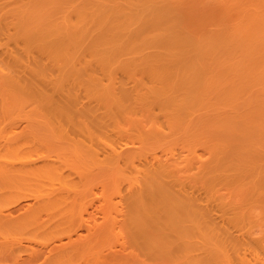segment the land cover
<instances>
[{
    "label": "bare ground",
    "instance_id": "1",
    "mask_svg": "<svg viewBox=\"0 0 264 264\" xmlns=\"http://www.w3.org/2000/svg\"><path fill=\"white\" fill-rule=\"evenodd\" d=\"M0 163L20 263L264 264V0H0Z\"/></svg>",
    "mask_w": 264,
    "mask_h": 264
},
{
    "label": "rangeland",
    "instance_id": "2",
    "mask_svg": "<svg viewBox=\"0 0 264 264\" xmlns=\"http://www.w3.org/2000/svg\"><path fill=\"white\" fill-rule=\"evenodd\" d=\"M67 144H68V143H66V145H67ZM68 154H69V153H68ZM71 155H72V154H71ZM72 156L74 157V155H72ZM68 158H69V155H68ZM68 158H66V159H68ZM70 158H71V156H70ZM75 158H77V159H74V158H73V159H70V160L68 159V160H69V161L78 160V156H76ZM64 159H65V158H64ZM80 161H81V158H79V160L77 161V163L80 162ZM74 162H75V161H74ZM0 164H1V163H0ZM79 164H81L82 168L85 169V167H84L85 165L83 166L82 163H79ZM66 165H67V164H66ZM70 165H71V164H70ZM2 166H3V165H2ZM73 166H74V165H73ZM77 166H78V165H77ZM77 166H76V167H77ZM66 168H67V167H66ZM69 168H70V166H69ZM74 168H75V167H74ZM70 169H71V168H70ZM70 169H66V170H67V171H66V174H68L67 172H69L68 170H70ZM70 171L72 172V171H74V169H72V170H70ZM76 171H77V170H76ZM76 171H74V173H76V177H77L78 174H77ZM69 173H70V172H69ZM74 173H73V174H74ZM78 173H79V171H78ZM80 173H81V172H80ZM83 173L85 174V171H84V170H83ZM83 173H81V174H83ZM84 174H83V176H84ZM101 174H103V173H101ZM104 174H105V173H104ZM108 174H109V173H108ZM108 174H107V177H108ZM96 175L98 176V174H96ZM96 175H94V176H96ZM70 176H71V175H70ZM80 176H81V178H82V175H80ZM80 176H79V177H80ZM99 176H100V175H99ZM102 176H103V175H102ZM105 176H106V175H105ZM68 177H69V175H68ZM107 177H106V179H107ZM71 178H72V176H71ZM71 178H70V179H71ZM83 178H84V177H83ZM83 178L81 179V181L84 180ZM95 178H96V177H94V179H95ZM97 178H98V177H97ZM97 178H96V179H97ZM99 178H100V177H99ZM99 178L97 179L98 181H99L100 179H103L102 177H101L100 179H99ZM104 178H105V177H104ZM108 178L110 179V177H108ZM76 179L79 181L80 178H79V179L76 178ZM85 179H86V178H85ZM94 179H93V180H94ZM96 179H95V181H97ZM74 180H75V177L73 178V182H74ZM85 181L87 182V181H88V178H87V180H85ZM85 181H84V184L86 185V182H85ZM90 181H91V180H90ZM90 181H88V183H89ZM104 181H105V180H104ZM107 181H108V180H107ZM110 181H111V180H110ZM79 182H80V181H79ZM111 182H112V181H111ZM90 183H91V185H90L89 187H88V185H87V187H88L89 189H90L91 187H94V186H92V185H95V184H94L95 182H93V184H92V181H91ZM99 183H100V181H99ZM99 183L97 184V186H95V188L98 187L97 189H95V188L92 189L94 192L97 191V190H98L99 192H101L100 189H99V186H98V185H100ZM102 183H103V181H102ZM76 184H77V183H76ZM79 184H82V183L80 182ZM77 185H78V184H77ZM85 185H83V186H85ZM80 186H81V185H80ZM81 187H82V186H81ZM87 187H86V188H87ZM1 188H2V187H1ZM1 188H0V190H2ZM92 190L90 189V191H92ZM90 191H89L88 193H90ZM94 192H93V193H94ZM101 194H102V193H101ZM6 195H12V193H7ZM90 195H93V194H90ZM90 195H89L88 197H90ZM98 195H99V194H98ZM96 196H97V194H96ZM0 197H1V193H0ZM14 197H15V196H14ZM91 198H93V196H92ZM91 198H90V199H91ZM22 199H23V198H22ZM31 199H32V198H31ZM31 199H28V200H27V199L25 198V200H24V201L22 200V202H31ZM88 199H89V198H88ZM2 201H4V200H3V199H2V200L0 199V204H1V206H2V207L6 206V203L3 202L4 204H2ZM9 201H10V200H9ZM9 201H5V202H7V204H8ZM96 201H97V199H96ZM96 201H95V203H98V201H97V202H96ZM31 203H32V202H31ZM97 205H98V204H96V205H94V206L97 207ZM1 206H0V207H1ZM10 206H11V205H10ZM96 207H95V208H96ZM11 208H12V207H11ZM92 208H93V207L89 208V210H92ZM95 208H94V210H95ZM78 211H79V209H78ZM80 211H81V210H80ZM80 211H79V213H80ZM96 212H97V210H96ZM79 213H78V214H79ZM97 213H98V212H97ZM99 214H100V213H98L97 215H99ZM101 214L103 215V213H101ZM101 214H100V215H101ZM97 215H96V216H97ZM100 215H99V216H100ZM99 216H97V217L100 218V219H102V217H99ZM46 217H47V216L45 215V218H46ZM47 219H49V217H48ZM83 230H84V228H83L82 230L80 229V234L85 235L84 232H88V233H89V231H85V230H87V229H85L84 232H82ZM54 232H55V229H54ZM54 232L52 233V229H51V233L54 234ZM56 232H57V230H56ZM60 232H61V231H60ZM81 232H82V233H81ZM0 233H1V232H0ZM47 233H48V232H47ZM88 233H87V235H88ZM1 234H3V232H2ZM1 234H0V257H4V258H0V262H1V260L3 261V262H1L0 264H15L17 261H18V262H17L16 264H22V262L24 263V261H21V263H20L19 260L16 261V259H18V257H24V256L27 257L28 255H26V254H28L29 252H31V249H32V251H33L34 248H36V249H34V250H37V248H38V249L40 248V250H44L45 247L50 246V245H48V244L51 243V245H52L53 242H54V241H53V238L55 239V237L58 236V235H55V236L53 237V235H52V236H50V237H52V239H51V238L48 237V235H50V234H48L47 237H46V234H45L44 237H39V236H37V237H39V238H35V240L33 239V240L30 241V239L27 240V236H26V234H25L26 237L23 236V238L25 237L26 240H25V238H24V241L21 240V242H22L21 245L23 244V246H25L24 248H26V249H24L25 251H23V249H22L23 246L20 247V249H19V248H17V247H19V246H18L19 243H18V245L15 243V242H17L19 239L16 241V240H15L16 237H15V239H13L14 237L11 239V237H10L11 234L9 235V237H8V235L6 236V235L4 234V235L6 236V238L9 239V240H8V239L5 238V236H3V235H1ZM6 234H8V233H6ZM31 234H32V233H31ZM55 234H57V233H55ZM58 234H59V233H58ZM28 235H30V233H28ZM63 235H64V234H63ZM1 236H2V237H1ZM13 236H14V234H13ZM18 236H19V235H18ZM30 236H31V235H30ZM32 236H33V234H32ZM59 236H62V234H61V235L59 234ZM85 236H86V235H85ZM34 237H35V236H34ZM45 237L47 238L48 241H46V238H45ZM1 238H2V239H1ZM19 238H20V239H23L22 237H19ZM32 238H33V237H32ZM40 238H45V242H43L44 239H40ZM10 239H11V241H10ZM39 239L41 240V242H40ZM64 239H66V238H64ZM56 240L59 241V237H58V239L56 238ZM56 240H55V242H57ZM114 240H117V239H114ZM118 240L120 241V239H118ZM118 240H117L116 242H119ZM25 241H26V242H25ZM28 241H29V242H28ZM32 241H34L35 244H33ZM50 241H51V242H50ZM3 242H6V243H3ZM7 242H8V243H7ZM37 242H38V243H37ZM47 242H48V243H47ZM113 242H114L113 240H112V242H111V240H110V242H109V240H107V243H110V244H107L106 242H104V243H106V245H105L106 248L104 247V243H103V245L101 246V247H104V250H103V251H107V250L109 251V249H107V248L109 247V245H110L109 248H111V245H114V244H115V242H114V244H113ZM14 243H15V244H14ZM25 243H26V245H25ZM39 243H41V244H40L41 246L38 245ZM98 243H99V242H98ZM111 243H112V244H111ZM120 243H121V242H120ZM1 244H2V245H1ZM7 244H11V246L13 245L12 247L15 249L16 252L20 250L19 252H17L18 254L15 253V258H16V259H15V258L12 259V258L14 257V254L9 258V255H10V253H11L12 247H11V249H10V245H7ZM28 244H29V245H32L33 248H32L31 246H29ZM44 244H46V245H44ZM96 244H97V243H96ZM99 244H100V243H99ZM101 244H102V243H101ZM118 244H119V243H118ZM5 245H6V248H5ZM42 245L45 246V247H43ZM47 245H48V246H47ZM98 246H100V245H98ZM116 246H117V248H118V247H120L121 245H120V244H119V245L116 244ZM7 247H9L8 250H7ZM27 247H28V248H27ZM30 247H31V248H30ZM113 247H114V246H113ZM3 248H4V249H3ZM16 249H17V250H16ZM21 249H22V251H23L25 254H24L23 252H21ZM27 249H30V250H27ZM45 249H46V248H45ZM106 249H107V250H106ZM5 250H6L7 252H5ZM26 250H27V253H26ZM8 251H10V253H9ZM8 253H9V255H7ZM20 253H22L23 256H22ZM5 254H6V255H5ZM11 254H12V253H11ZM16 256H17V257H16ZM5 258H6V259H5ZM8 259H9L10 262L7 261ZM21 259H22V258H20V260H21ZM12 260H13L14 262H13ZM22 260H24V258H23ZM5 261H6L7 263H6ZM11 262H12V263H11ZM27 263H28V262L25 261L24 264H27ZM107 264H114V263H107ZM115 264H116V263H115ZM117 264H118V263H117Z\"/></svg>",
    "mask_w": 264,
    "mask_h": 264
}]
</instances>
